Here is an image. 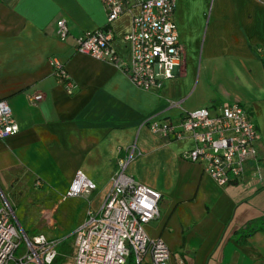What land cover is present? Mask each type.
I'll return each instance as SVG.
<instances>
[{"label":"crops","instance_id":"1","mask_svg":"<svg viewBox=\"0 0 264 264\" xmlns=\"http://www.w3.org/2000/svg\"><path fill=\"white\" fill-rule=\"evenodd\" d=\"M130 14L108 24L117 65L74 50L75 37L106 25L100 0H0V99L18 125L0 139L2 204L38 208L33 219L25 210L14 219L18 229L56 247L70 238L74 253L72 231L99 208L122 158L126 174L160 193L159 215L144 230L167 245L172 264H264V0H175L184 63L149 90L123 70ZM52 57L73 81L71 93L53 76ZM37 92L43 97L33 100ZM227 102L246 109L259 139L256 161L219 186L183 158L189 136L166 140L146 120L178 124L183 111ZM76 171L94 188L63 198Z\"/></svg>","mask_w":264,"mask_h":264},{"label":"built area","instance_id":"2","mask_svg":"<svg viewBox=\"0 0 264 264\" xmlns=\"http://www.w3.org/2000/svg\"><path fill=\"white\" fill-rule=\"evenodd\" d=\"M100 1L106 25L85 30L75 37L76 52L120 64L122 60L112 46L113 32L108 24L123 13H131L129 29L122 34L129 57L123 70L134 86L143 90L157 87L184 63V49L172 21L175 0ZM66 33L64 21L58 19V39H63ZM50 63L55 79L65 92L71 93L74 83L62 64L53 57ZM42 97L37 92L32 99ZM146 125L150 132L166 140L189 136L192 146L183 158L200 163L219 186L241 176L246 164L256 161L259 133L246 109L236 102L214 109L199 107L183 111L178 124L152 117L146 120ZM17 131L9 103L0 99V139ZM125 164L126 160H117V170L110 177V188L99 208L87 210L82 223L72 231V264H172L167 245L144 230L145 224L159 215L160 193L126 174ZM93 188L94 183L76 171L63 198L86 196ZM8 208L0 199V264L13 260L18 264H50L58 241L43 234L24 237ZM23 241L27 254L15 258L14 253ZM173 264H183L182 258H175Z\"/></svg>","mask_w":264,"mask_h":264},{"label":"rangeland","instance_id":"3","mask_svg":"<svg viewBox=\"0 0 264 264\" xmlns=\"http://www.w3.org/2000/svg\"><path fill=\"white\" fill-rule=\"evenodd\" d=\"M11 211L13 219H16L19 216V219L21 217V214L23 210L26 211V213H29L31 215L30 218H35L34 216H37L39 214V209L38 208H22V210L18 211V208H8ZM21 224L25 225V223L21 220ZM20 231L22 232V235L24 237H30V235H27L26 233L28 232L27 230H23L22 228H19ZM25 238V239H26ZM56 253L53 257V260L50 264H53L55 261V264H71L72 262V253H73V247H72V240L69 238L66 242H62L58 247L55 249ZM27 254V250L24 244V241L21 243L20 247L15 251L14 257H22L23 255ZM26 264V263H24ZM27 264H33L31 262ZM129 264V263H127Z\"/></svg>","mask_w":264,"mask_h":264},{"label":"trees","instance_id":"4","mask_svg":"<svg viewBox=\"0 0 264 264\" xmlns=\"http://www.w3.org/2000/svg\"><path fill=\"white\" fill-rule=\"evenodd\" d=\"M262 226H259L258 228H261ZM252 231H254V228L253 229H250V230H247L246 231V234H249V233H251Z\"/></svg>","mask_w":264,"mask_h":264}]
</instances>
